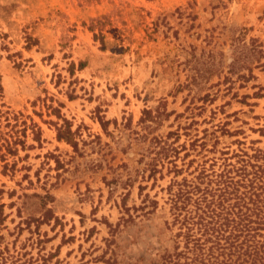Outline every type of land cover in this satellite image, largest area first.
I'll list each match as a JSON object with an SVG mask.
<instances>
[{"label":"rangeland","instance_id":"rangeland-1","mask_svg":"<svg viewBox=\"0 0 264 264\" xmlns=\"http://www.w3.org/2000/svg\"><path fill=\"white\" fill-rule=\"evenodd\" d=\"M0 84L3 264H151L177 184L264 150V0H0Z\"/></svg>","mask_w":264,"mask_h":264},{"label":"trees","instance_id":"trees-1","mask_svg":"<svg viewBox=\"0 0 264 264\" xmlns=\"http://www.w3.org/2000/svg\"><path fill=\"white\" fill-rule=\"evenodd\" d=\"M25 132L18 128V116L0 110L4 167L7 156L24 149ZM74 136L68 123L57 129L58 140L75 147ZM232 157L234 162L223 157L217 168L216 162L208 168L202 164L193 179L177 184L170 197L172 220L166 224L175 227L173 244L151 264H264V150ZM6 259L0 250V263Z\"/></svg>","mask_w":264,"mask_h":264}]
</instances>
